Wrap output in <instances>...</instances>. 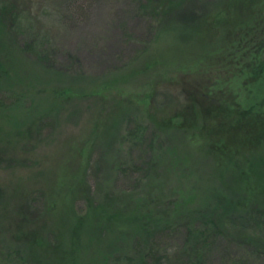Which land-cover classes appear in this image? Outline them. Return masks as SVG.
I'll use <instances>...</instances> for the list:
<instances>
[{
  "label": "rangeland",
  "instance_id": "obj_1",
  "mask_svg": "<svg viewBox=\"0 0 264 264\" xmlns=\"http://www.w3.org/2000/svg\"><path fill=\"white\" fill-rule=\"evenodd\" d=\"M141 4L0 0V264H186L216 226L208 264H264V136L197 98L264 116V0Z\"/></svg>",
  "mask_w": 264,
  "mask_h": 264
},
{
  "label": "trees",
  "instance_id": "obj_2",
  "mask_svg": "<svg viewBox=\"0 0 264 264\" xmlns=\"http://www.w3.org/2000/svg\"><path fill=\"white\" fill-rule=\"evenodd\" d=\"M132 1H137L140 4L143 3V5L141 4V8H142L141 10H144V11L146 10V12L152 18H159V19L164 16L170 17V15L173 18L174 14L175 13L178 14L179 11L182 10L181 8H183L182 5L180 4L183 0H132ZM197 1L203 2L205 0H197ZM12 12H13L12 10L8 11L7 8L0 7V15H3V16L9 15V14L11 15ZM74 14H77V11L74 12ZM11 19L13 18L11 17ZM191 20H193L192 22H195L193 17L191 18ZM16 24L18 25L19 23H16ZM244 48L246 49L248 48L247 52H249L248 55L247 54H244V55H247L248 57L250 56V59H252L253 62H256L257 57L260 58L264 54V32L259 33L258 30H256L254 33L252 32L248 40L245 38ZM234 52L235 50H230V52L224 51V53L222 52L223 54L221 56L224 57V59L233 58L234 55L236 54ZM218 59L220 60V58ZM194 91L195 92L192 93L193 95L199 93L198 90H194ZM197 98H199V101L202 102L200 107L203 105V108H202L203 111L204 109L208 111L209 119L208 118L207 119L211 120V123L216 122L217 124L220 125V128L223 127V128H227L230 130L231 129L236 130L235 133L230 134L229 132L228 134V136L230 137L228 141L230 142L231 145L236 146V144L238 145V142H239V145H242V143H245V142L253 145V144H256L255 142H258V140H260V138L264 136V116L263 115L260 116L258 115V113H255L254 115H252L253 117L250 115L252 117L250 118L251 122L241 123V118L248 117L249 113H251V112L249 113L243 112L242 114L238 115L239 117H241V118L238 117L237 119L238 120L237 123L239 125H237L236 127H232L236 119L234 118L232 120H229L228 123L223 122L221 114H223V112L226 111L225 110L226 107L223 106L224 104L222 102L215 104L216 102L214 100V97H211L208 92L201 93V95L199 94ZM208 120H205V123H204V126H205L204 128L207 132L210 129V127L207 124ZM172 126H174L175 128V124ZM239 132H240L241 142L239 141L237 137L239 135L238 134ZM262 202H263L262 203L263 207H261V209L263 210H260V214H258L256 217L259 216L263 219L264 218V201ZM229 207L230 205L226 208H219V209H225V214H227L225 217L228 219L230 218V216H233L237 213V211L232 209V207L231 209ZM255 212H258V211H255ZM216 219L218 220V218H215V220ZM219 221H221L220 218H219ZM218 229H219L218 226H216L215 228H211V230H209V228H205V229L202 228L195 235L193 231L190 232V234L193 235V237L191 238V244L188 246V249L183 251V253L186 254L189 258V261H187L186 264H208L205 258H206V255L208 254L207 252H209V250L211 249V245H212V243L209 242L208 239L212 236L215 237L216 233L214 231ZM154 264H164V263H162V260L160 259L156 261Z\"/></svg>",
  "mask_w": 264,
  "mask_h": 264
}]
</instances>
